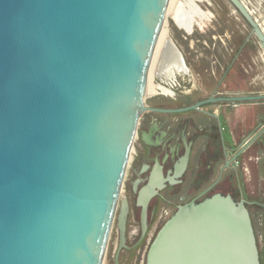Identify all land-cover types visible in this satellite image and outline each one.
Wrapping results in <instances>:
<instances>
[{"label":"water","instance_id":"obj_1","mask_svg":"<svg viewBox=\"0 0 264 264\" xmlns=\"http://www.w3.org/2000/svg\"><path fill=\"white\" fill-rule=\"evenodd\" d=\"M229 1L264 52L259 22ZM169 3L0 0V264L103 263ZM160 54L181 58L169 35ZM126 214L122 201L121 242ZM145 264H260L246 201L179 205Z\"/></svg>","mask_w":264,"mask_h":264},{"label":"flooded vegetation","instance_id":"obj_2","mask_svg":"<svg viewBox=\"0 0 264 264\" xmlns=\"http://www.w3.org/2000/svg\"><path fill=\"white\" fill-rule=\"evenodd\" d=\"M240 1L258 21L246 2ZM170 3L163 31L181 58L161 63L162 36L150 67L146 109L138 120L124 176V195L112 224L117 230L112 264H145L159 229L179 205L191 200L229 194L236 201H246L253 224L254 216L262 218L263 214L264 132L240 152L243 142L264 124L258 103L252 107L253 118L246 122L237 117V111L243 103L256 101L214 100L259 94L253 89L227 88L236 66L248 72L241 62L245 54H252L250 37L256 36L229 0ZM244 24L250 29L248 34ZM250 59L253 62L252 56ZM257 77L251 76V85L257 84ZM122 201L127 204L123 242L118 228Z\"/></svg>","mask_w":264,"mask_h":264},{"label":"rangeland","instance_id":"obj_3","mask_svg":"<svg viewBox=\"0 0 264 264\" xmlns=\"http://www.w3.org/2000/svg\"><path fill=\"white\" fill-rule=\"evenodd\" d=\"M244 1L246 2L248 8L253 13V15L258 19L262 29L264 30V0H244ZM168 21H169V14L166 15L164 29H167ZM242 28L245 34L249 33L250 29L247 25H245ZM250 43L253 52L252 54H245L241 62L244 65V67L247 68L248 72H246L241 65H238V67L236 66L234 70L230 73L229 78L227 79L228 80L227 88L237 89L241 91L253 89L255 91H258L259 94H261L264 93V53L262 49L259 47V44L257 43V40L254 36L250 37ZM251 56L254 63L250 59ZM249 64L250 65L252 64L251 68L249 67ZM256 74L258 75L257 77L258 79L256 80L257 84L251 85L250 84L251 76H253L254 78ZM256 103H258L256 106L259 110L258 111L260 117L259 119L263 121L264 101L243 103V105L240 106L239 110L237 111V117L239 119L244 118L246 122L250 121L253 118L254 111L252 110L256 108V106L254 105ZM254 178H256L255 175ZM256 180H260V179L256 178ZM123 185H124V181H123ZM123 185L120 193L121 197L124 195ZM254 229H255V236L258 243V247L260 250H262L264 248V221H262V218H260L259 215L254 216ZM116 234H117V230L113 225V227L111 228V232L108 239L106 252L102 264H112V253L116 242Z\"/></svg>","mask_w":264,"mask_h":264},{"label":"trees","instance_id":"obj_4","mask_svg":"<svg viewBox=\"0 0 264 264\" xmlns=\"http://www.w3.org/2000/svg\"><path fill=\"white\" fill-rule=\"evenodd\" d=\"M262 221H264V209H263V212H262ZM253 227H254V224H253ZM255 231V229H254ZM257 246H258V243H257ZM258 250H259V258H260V264H264V248L262 250L259 249L258 247Z\"/></svg>","mask_w":264,"mask_h":264},{"label":"bare ground","instance_id":"obj_5","mask_svg":"<svg viewBox=\"0 0 264 264\" xmlns=\"http://www.w3.org/2000/svg\"><path fill=\"white\" fill-rule=\"evenodd\" d=\"M166 35H167V34H164V31L162 30V32H161V34H160V37H159V40H158V41H160V38L163 36V37H162L161 48L159 49L160 51L158 52V54H160V52H161V49H162V46H163V42H164V39H165ZM158 44H159V42H158ZM158 44H157V46H158ZM156 52H157V47H156V51H155L154 54H156Z\"/></svg>","mask_w":264,"mask_h":264}]
</instances>
